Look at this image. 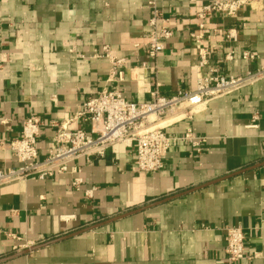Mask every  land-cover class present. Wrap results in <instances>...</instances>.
I'll return each instance as SVG.
<instances>
[{
  "label": "crops",
  "instance_id": "1",
  "mask_svg": "<svg viewBox=\"0 0 264 264\" xmlns=\"http://www.w3.org/2000/svg\"><path fill=\"white\" fill-rule=\"evenodd\" d=\"M211 1L157 0L174 35L152 59L147 0H0V139L19 137L34 115L43 123V160L55 146L54 124L87 129L77 113L103 89L135 103L151 101L155 91H194L200 57L193 33L209 52L203 75L264 67V0L236 17L214 13L200 30L197 12ZM230 29L236 41L222 36ZM105 45L126 60L123 80L110 78V61L95 56ZM244 51L256 57L244 60ZM169 113L152 125L173 138L193 128L207 138L200 153L175 140L163 169L139 172L135 150L115 144L72 163L81 169L79 189L73 173L0 186V264H227L224 229L237 225L247 256L264 253V79L199 104L191 119L186 105ZM17 166L0 147V168ZM26 241L40 247L15 249ZM235 264H264V256Z\"/></svg>",
  "mask_w": 264,
  "mask_h": 264
},
{
  "label": "built area",
  "instance_id": "2",
  "mask_svg": "<svg viewBox=\"0 0 264 264\" xmlns=\"http://www.w3.org/2000/svg\"><path fill=\"white\" fill-rule=\"evenodd\" d=\"M260 0H213L201 6L197 12L198 27L205 29L208 19L214 14L236 17L239 11L247 5ZM150 9L149 31L147 33V54L150 58H157L166 48V43L172 39L174 30L172 23L164 16L157 0H147ZM228 41L238 39V31L230 29L221 32ZM198 55L197 83L194 91H179L172 97H165L158 91L152 93L149 102L135 103L128 101L118 89H103L95 96L84 101L77 113L88 123V128H68L70 120L55 123V146L49 150L43 160L39 159L38 140L43 125L40 118L32 115L23 124L19 137L9 141L0 139V147H7L12 151L19 163L17 167L0 168V186L17 181L44 180L57 174L73 173L72 186L79 189L83 183L78 166L72 163L85 157L103 156L106 149L115 144H123L135 150V169L139 172H156L165 166V158L175 140L189 143L197 153L201 152L202 144L207 138L199 136L193 128H187L185 134L179 138L169 136L164 127L152 125L157 118L169 112L188 108V118L191 119L194 107L207 103L219 97L235 93L245 87L254 85L264 79V67L254 71L249 70L244 75H223L217 68H211L203 75L201 68L208 64V50L200 44L203 36L195 33ZM1 39V34H0ZM95 56L107 58L111 64L110 78H124L126 60L118 58L111 47L105 45L96 50ZM244 60H253L256 55L244 51ZM228 60L233 59V53L227 54ZM146 66L145 64L143 67ZM151 116L155 118L150 119ZM258 115L253 116V125ZM95 188L85 191V196L92 199ZM226 263L235 264L245 258L264 256V253L254 252L247 256L246 235L242 225L225 227ZM16 238V237H15ZM33 241H26L23 245L15 246L16 250L29 249L35 246Z\"/></svg>",
  "mask_w": 264,
  "mask_h": 264
},
{
  "label": "water",
  "instance_id": "3",
  "mask_svg": "<svg viewBox=\"0 0 264 264\" xmlns=\"http://www.w3.org/2000/svg\"><path fill=\"white\" fill-rule=\"evenodd\" d=\"M83 231H85V230H83ZM40 246H35V247H33V248H30V249H28V250H25L22 254H24V253H27V252H30V251H33V250H35V249H37V248H39Z\"/></svg>",
  "mask_w": 264,
  "mask_h": 264
},
{
  "label": "bare ground",
  "instance_id": "4",
  "mask_svg": "<svg viewBox=\"0 0 264 264\" xmlns=\"http://www.w3.org/2000/svg\"><path fill=\"white\" fill-rule=\"evenodd\" d=\"M184 106H185V105H184ZM172 113H173V112H172ZM169 114H170V113H169ZM176 115H177V114H176ZM153 117H154V116H151L150 119L153 120V119L155 118V117H154V118H153Z\"/></svg>",
  "mask_w": 264,
  "mask_h": 264
},
{
  "label": "rangeland",
  "instance_id": "5",
  "mask_svg": "<svg viewBox=\"0 0 264 264\" xmlns=\"http://www.w3.org/2000/svg\"><path fill=\"white\" fill-rule=\"evenodd\" d=\"M154 118V117H153Z\"/></svg>",
  "mask_w": 264,
  "mask_h": 264
}]
</instances>
